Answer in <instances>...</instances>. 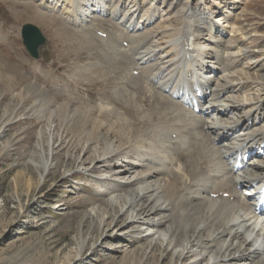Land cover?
Masks as SVG:
<instances>
[{
    "label": "bare ground",
    "instance_id": "bare-ground-1",
    "mask_svg": "<svg viewBox=\"0 0 264 264\" xmlns=\"http://www.w3.org/2000/svg\"><path fill=\"white\" fill-rule=\"evenodd\" d=\"M33 1L39 5L33 10L39 21L47 24L45 17H56L49 13L55 12L72 25L66 38L79 31L73 26L83 27L82 34L87 31L76 45L105 47V62L106 52L115 63L126 56L132 89L123 87L122 108L135 109L144 124L143 131L136 132L135 120L129 117L122 118L123 125L95 119L89 127V117L86 121L75 119L74 113L65 115L87 132L82 148L87 156H77L70 164L74 156L65 155L63 178L86 173L101 184L78 222L75 240L89 226L78 253L97 237L102 243L117 242L112 249L135 245V253L159 255L167 264H264V211L256 199L264 188V47L258 46L260 34L251 32L253 27L238 25L243 10L228 12L242 0L210 5L195 0L198 6L194 0ZM98 31L107 32V37L92 36ZM8 35L0 30V37ZM0 61V79L11 81L9 71L14 69ZM148 85L150 100L167 105L163 111L142 112L138 98ZM26 91L24 96L34 100L42 119L49 113L45 119L53 131L46 147L43 128L36 139L38 162L33 156L31 163L41 182L58 163L63 142L56 140L59 132L51 118L62 111L38 83L30 82ZM253 151L246 168L236 170Z\"/></svg>",
    "mask_w": 264,
    "mask_h": 264
},
{
    "label": "rangeland",
    "instance_id": "rangeland-1",
    "mask_svg": "<svg viewBox=\"0 0 264 264\" xmlns=\"http://www.w3.org/2000/svg\"><path fill=\"white\" fill-rule=\"evenodd\" d=\"M211 1L224 4V0H206L208 5ZM193 3L194 6L200 5L196 1ZM37 4L33 0H0V30L9 33L6 38L0 37V59L6 61L10 70L14 69L9 71L14 78L12 83L0 79V82H4L0 83V130L4 133L0 136V264H167L159 255L135 253V245L128 244L112 249L117 242L113 240L102 243L97 241V237L93 240L98 242L94 248L91 247L93 241H87L83 253H78L79 243L85 240L89 229L86 224L83 227L85 235L83 234L80 240H75L78 222L87 212L91 199L97 198L101 184L93 181L92 174L86 173L77 174L70 179L63 178L65 165L67 167L65 155L76 157L70 158V164L81 156H87L82 149L86 144L87 132L85 134L82 125L77 127L65 115L74 113L75 119L84 117L86 121L89 117V127L94 124L95 119L105 125L119 120L118 124L123 125L122 118L127 120L129 117V120H135L136 132L140 128L142 130V126L144 129V124L138 120L139 114L135 109L127 111L122 108L126 95L123 87L132 89L129 82L127 83L132 73L129 72L130 66L126 56H121V59L118 57L115 63V58L106 52L108 63L105 62V47L95 45L90 49L84 45H76V41H81V37L87 32L83 30V34L81 33L83 27L73 26L79 31L70 33L68 39L64 33L72 25L67 24L60 13L49 11L56 17L46 16L47 24H44L34 17L33 10ZM183 5L184 3L178 7L180 11ZM38 6L36 7L39 9ZM231 6L235 8L229 9L230 13L243 10L238 25L243 23L244 25L240 24L243 28L253 27L251 32L260 34L257 37L258 46L264 47V0H242ZM230 13H226V17L228 16L227 19L233 25L234 20ZM27 22L38 25L48 37L40 60L32 58L23 44L21 28L22 24ZM104 29L111 30L108 24H105ZM58 32L63 35L58 37ZM96 73L97 78L94 76ZM134 75L138 76L137 73ZM30 82L38 83L54 97L64 113L61 112L62 116L51 118V123H54L58 130L56 134L59 132L56 140L63 142V146L59 148V155L57 153L55 158L58 163L48 171L41 182L39 172L34 163H31L38 160L36 139L43 128L42 135L45 139L43 138L42 146L46 147L53 131L48 128L49 123L45 119L49 113H44L45 118L42 119L43 113L34 106V100L24 96ZM149 87L150 85L147 86L148 89L142 90L138 98L139 105L143 106L142 112L149 109L163 111L167 105L150 100ZM116 90L122 93H117ZM114 92L117 93L116 96ZM6 106L9 110L12 107L10 112ZM32 158L36 160L32 161ZM76 183H79L78 187Z\"/></svg>",
    "mask_w": 264,
    "mask_h": 264
},
{
    "label": "water",
    "instance_id": "water-1",
    "mask_svg": "<svg viewBox=\"0 0 264 264\" xmlns=\"http://www.w3.org/2000/svg\"><path fill=\"white\" fill-rule=\"evenodd\" d=\"M22 37L29 54L33 58L39 59L41 57V50L47 42V38L42 30L33 23H25L22 26Z\"/></svg>",
    "mask_w": 264,
    "mask_h": 264
}]
</instances>
